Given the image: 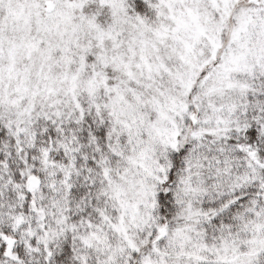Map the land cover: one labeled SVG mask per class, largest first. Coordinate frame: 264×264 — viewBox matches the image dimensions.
I'll return each instance as SVG.
<instances>
[{"label": "snow or ice", "instance_id": "1", "mask_svg": "<svg viewBox=\"0 0 264 264\" xmlns=\"http://www.w3.org/2000/svg\"><path fill=\"white\" fill-rule=\"evenodd\" d=\"M0 264H264V0H0Z\"/></svg>", "mask_w": 264, "mask_h": 264}]
</instances>
